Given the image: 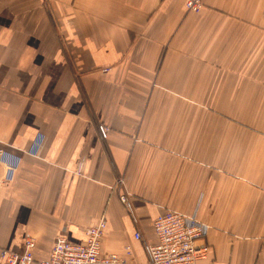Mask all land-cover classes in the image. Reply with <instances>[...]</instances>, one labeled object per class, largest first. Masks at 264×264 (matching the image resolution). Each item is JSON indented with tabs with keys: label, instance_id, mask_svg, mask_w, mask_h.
Wrapping results in <instances>:
<instances>
[{
	"label": "crops",
	"instance_id": "0c3cea01",
	"mask_svg": "<svg viewBox=\"0 0 264 264\" xmlns=\"http://www.w3.org/2000/svg\"><path fill=\"white\" fill-rule=\"evenodd\" d=\"M185 2L0 0V146L21 157L8 183L0 162V255L105 218L103 249L144 262L173 209L214 264H264V0Z\"/></svg>",
	"mask_w": 264,
	"mask_h": 264
},
{
	"label": "built area",
	"instance_id": "2783aa9c",
	"mask_svg": "<svg viewBox=\"0 0 264 264\" xmlns=\"http://www.w3.org/2000/svg\"><path fill=\"white\" fill-rule=\"evenodd\" d=\"M204 0H186L185 7L189 12H200ZM104 135L107 128L101 127ZM44 136H38L29 152L38 155L43 146ZM21 157L0 146V162L5 165L6 173L3 182L13 180L18 170ZM126 200L124 195L121 196ZM107 220L101 218L95 224L85 228V238L73 242L59 236L49 256L36 260V240L29 236L25 240L24 251L2 250L0 264H214L210 257L211 248L206 241L209 226L196 214H185L173 209L158 213L153 220L156 241L145 242L147 260L140 262L134 257L130 244L125 245V255L103 249L107 233ZM135 239L142 240V234L136 232Z\"/></svg>",
	"mask_w": 264,
	"mask_h": 264
}]
</instances>
